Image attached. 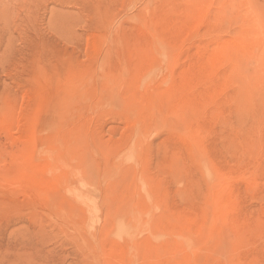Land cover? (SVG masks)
Listing matches in <instances>:
<instances>
[{"label": "rangeland", "instance_id": "obj_1", "mask_svg": "<svg viewBox=\"0 0 264 264\" xmlns=\"http://www.w3.org/2000/svg\"><path fill=\"white\" fill-rule=\"evenodd\" d=\"M0 264H264V0H0Z\"/></svg>", "mask_w": 264, "mask_h": 264}]
</instances>
